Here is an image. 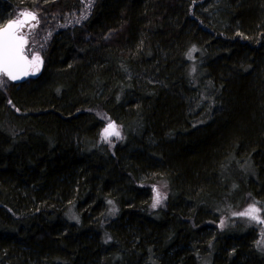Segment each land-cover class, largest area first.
<instances>
[{"label":"trees","instance_id":"obj_1","mask_svg":"<svg viewBox=\"0 0 264 264\" xmlns=\"http://www.w3.org/2000/svg\"><path fill=\"white\" fill-rule=\"evenodd\" d=\"M81 1L0 0V27L53 26L0 88V264H264L230 216L264 219V0H93L57 29Z\"/></svg>","mask_w":264,"mask_h":264},{"label":"snow or ice","instance_id":"obj_2","mask_svg":"<svg viewBox=\"0 0 264 264\" xmlns=\"http://www.w3.org/2000/svg\"><path fill=\"white\" fill-rule=\"evenodd\" d=\"M92 2L93 0H89L88 6ZM32 21H35L36 24L39 23L36 14L25 11L19 13L17 19L10 20L6 25L0 27V77H7L8 80L15 81L30 74L34 75L40 70L41 57L38 53H33L29 59L26 53L27 34L21 31L26 25L30 29L35 28L36 24H32ZM5 83L6 81L0 78V86ZM111 136L120 138V132L114 123L109 122L103 129L101 137L107 141ZM153 191L155 195L152 207L155 208L161 203L162 196L158 190L153 189ZM259 213L260 209L252 205L245 211L234 213V215L247 217L249 220L264 224V219L260 217ZM221 226H223V221H221Z\"/></svg>","mask_w":264,"mask_h":264},{"label":"rangeland","instance_id":"obj_3","mask_svg":"<svg viewBox=\"0 0 264 264\" xmlns=\"http://www.w3.org/2000/svg\"><path fill=\"white\" fill-rule=\"evenodd\" d=\"M88 3H89V0H82L81 1V4H80V7L75 10V11H72V12H68L66 14H63V15H51V16H55L54 19H55V24H57L56 28L59 29V28H63L64 24H69V25H75V24H79L80 22H82L85 18H82V17H86L87 13L89 12V9L91 6H88ZM33 12L36 14V12L34 11H31L29 9H23V10H19L16 12L13 20L17 19L18 16H19V13L21 12ZM37 16V14H36ZM50 16V17H51ZM38 19V17H37ZM39 23L36 24L35 21H32L31 23L32 24H36L35 28H29L27 25L21 30L22 32L26 33L27 34V39H28V44L26 45V53L29 57V59H31V55L33 53H38L41 57V60H42V64L40 66V69L43 65V59H42V53H43V41H42V35H44L43 33H45L47 31V33H52L53 31V26L51 25V27H47L46 23L47 21H40L38 19ZM30 76V75H28ZM2 79H4L6 81V83L3 85V86H0V88H4L6 85L9 84L10 80L7 79V77H0ZM108 123H106L105 127L107 126ZM116 125V124H115ZM117 126V129L119 130L120 132V138H121V135H122V130L121 128ZM120 138H117L115 136H111L109 137V139L107 141H105L104 139L103 142L106 143L107 145H115L119 140ZM159 192V190H158ZM160 193V192H159ZM161 194V193H160ZM155 195V193H154ZM154 195L151 199V202L153 204V199H154ZM162 196V199H163V195L161 194ZM162 202V200H161ZM161 204V203H160ZM157 205L158 206H160ZM254 205L255 207L259 208L260 209V217L262 218V205H261V202L258 200V199H253V198H250V200L248 201L247 205L240 210V212H243L245 211L246 209L249 208V206H252ZM238 212V213H240ZM230 216H235V217H241L239 215H230ZM229 216V217H230ZM224 219L225 218H228L227 216H223ZM232 218V217H231ZM241 218H244V221L246 222L247 225H257V228H258V239H257V242H256V246L257 248H259L260 250H264V224H260V223H257L256 221H252V220H249L247 217H241ZM226 221V219H225Z\"/></svg>","mask_w":264,"mask_h":264},{"label":"water","instance_id":"obj_4","mask_svg":"<svg viewBox=\"0 0 264 264\" xmlns=\"http://www.w3.org/2000/svg\"><path fill=\"white\" fill-rule=\"evenodd\" d=\"M9 21H7L6 23H4L1 27H3L4 25H6ZM38 74V72H36L34 75L30 74L31 76H36ZM27 78V76H24L22 77L21 79L19 80H15L13 82H16V83H19V82H22L23 80H25ZM12 81V80H11Z\"/></svg>","mask_w":264,"mask_h":264}]
</instances>
